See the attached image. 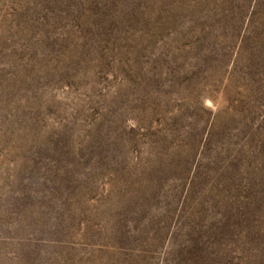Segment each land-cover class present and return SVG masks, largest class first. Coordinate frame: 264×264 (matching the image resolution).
<instances>
[{
	"label": "rangeland",
	"instance_id": "374dc122",
	"mask_svg": "<svg viewBox=\"0 0 264 264\" xmlns=\"http://www.w3.org/2000/svg\"><path fill=\"white\" fill-rule=\"evenodd\" d=\"M0 264H264V0H0Z\"/></svg>",
	"mask_w": 264,
	"mask_h": 264
}]
</instances>
